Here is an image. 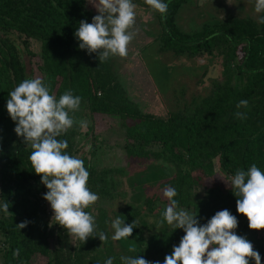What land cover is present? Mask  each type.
Segmentation results:
<instances>
[{
	"label": "trees",
	"instance_id": "trees-1",
	"mask_svg": "<svg viewBox=\"0 0 264 264\" xmlns=\"http://www.w3.org/2000/svg\"><path fill=\"white\" fill-rule=\"evenodd\" d=\"M185 1L164 0L168 4L166 18L154 14L158 51L180 57L179 66L188 68L176 88H170L165 102L159 97L164 116H154L141 112L128 98L111 58L100 63L95 53L79 49L74 37L79 22L91 23L98 14L85 7V0H0V204L7 202L10 213L0 209V264H30L35 257L50 264H104L115 257L114 264H120L121 255H143L153 264H163L184 235L181 229L160 224L168 203L160 198L165 185L177 190L179 207L197 213L201 224L217 211L228 209L238 220L237 235L252 242L264 264V230H249L246 217L236 211V197L228 186L205 184L216 173L215 165L227 184L237 169L247 170L253 163L264 171V25L256 19L229 16L184 32L175 21ZM31 43L38 44L37 54L30 50ZM23 54L29 61L33 59L32 70H27ZM196 56L219 58L221 76L198 93L195 80L197 75L203 79L208 68L181 63ZM38 77L51 84L50 94L57 98L66 89L82 98L79 111L70 115L88 121L86 131L80 133V127L74 126L58 139L67 140L66 151L83 160L91 191L111 198L114 177L123 174L119 168L98 170L91 163L94 116L107 118L102 137L122 150L129 164L145 168L143 172L162 169L166 173L162 181L150 185L153 192L140 205L114 211L98 208L91 214L96 231L107 234L106 241L75 238L71 244L64 228L56 222L48 226L42 198L47 189L33 172L28 159L31 149L16 136L5 107L8 92L22 80ZM154 91L158 92L155 87ZM240 100H247L248 108L237 109ZM237 111L246 112L247 118H235ZM88 136V145L79 154L77 139ZM149 160L157 164L155 169ZM142 174L138 176L141 187ZM116 215L123 216L125 224L135 221L127 242L136 252L115 248L110 229ZM25 220L28 225L19 230L16 226ZM144 226L153 230L146 238L142 237ZM17 248L19 256L14 257ZM250 264L254 262L250 260Z\"/></svg>",
	"mask_w": 264,
	"mask_h": 264
},
{
	"label": "clouds",
	"instance_id": "clouds-1",
	"mask_svg": "<svg viewBox=\"0 0 264 264\" xmlns=\"http://www.w3.org/2000/svg\"><path fill=\"white\" fill-rule=\"evenodd\" d=\"M144 3L163 18H166L168 4L164 0H144ZM98 13L91 23L79 22L74 32L80 50L89 55L95 53L100 63L110 57H126L128 46L134 40L139 28L136 25L137 4L133 0H92ZM254 13L258 24L264 25V0H254ZM51 93V84L42 78L24 79L8 92L6 111L14 122V132L31 149L28 157L33 172L40 176V183L47 189L43 195L52 212V221L64 228L70 236L85 242L90 237L106 241L104 232H97L95 217L85 209L99 199L97 193L87 187L89 171L82 159L70 155L66 149L68 141L58 139L69 129L79 126L85 129L86 120H76L73 115L79 111L82 98L66 89L57 98ZM247 100H240L237 109L248 108ZM235 118L244 120L247 113L237 111ZM167 167V165H165ZM227 185L236 197V211L246 217L249 230H264V171L255 163L247 170L237 169L229 177ZM168 203L160 224L181 229L184 235L174 245L171 254L165 256L163 264H261V255L246 237L237 235L236 216L228 209L217 211L201 224L197 213L179 207L175 199L177 190L169 185L161 188ZM9 204H0L8 212ZM10 214V213H9ZM25 220L16 227L20 230L28 225ZM113 241H120L132 235L135 221L125 224V218L116 215L111 220ZM20 249L13 252L19 256ZM128 252H136L129 246ZM115 257H109L104 264H114ZM120 264H153L143 255H121ZM154 264H160L159 261Z\"/></svg>",
	"mask_w": 264,
	"mask_h": 264
},
{
	"label": "rangeland",
	"instance_id": "rangeland-1",
	"mask_svg": "<svg viewBox=\"0 0 264 264\" xmlns=\"http://www.w3.org/2000/svg\"><path fill=\"white\" fill-rule=\"evenodd\" d=\"M137 4L136 8V25L139 28L134 40L128 46V55L126 57H110L114 61V69L119 82L124 88L128 98L138 106V109L147 114L154 116H164L161 100L170 96L167 94L171 87L179 84V79L187 75L188 68L180 67V57L176 58L171 53L159 52V42L156 38L158 28L154 17L155 11L150 6L145 5L144 0H133ZM92 0H85V7L93 13H97L96 9L91 4ZM254 0H187L179 8L176 16V25L180 30L192 31L200 28L204 23L212 22L216 19H223L229 16L256 19V14L253 10ZM38 44L31 43L30 50L37 54ZM27 70H32V62L23 54ZM183 66H191L193 64L199 67L203 66L207 69V74L203 79H199L197 75L196 82L199 85L195 88V93L206 89L212 79H220V60L219 58H212L205 56H196L193 60L181 61ZM200 80V81H199ZM154 87L158 92L154 91ZM107 118H100L99 116L93 117V130L92 135L94 140V154L91 163L99 170L101 168H119L123 170L122 175L114 177L115 186L112 191L111 198H101L87 208L91 214L95 215L96 209L102 208L107 211L118 210L126 205L138 206L143 199L149 196L152 191V186L166 177L165 171L152 170L143 172L145 168L136 167L134 164H129L122 150L111 145V142H106V137L103 136V130L108 126ZM115 126V123H111ZM86 131L80 128V133ZM79 154L83 153L89 142L88 137L78 138ZM152 163L151 167L155 169L156 163ZM216 173L205 184L213 182L218 188L227 187V180L225 176L218 172L217 165H215ZM142 174L141 183L143 186L138 185V176ZM136 186L139 187L135 188ZM140 187L142 192L140 193ZM200 194V193H199ZM195 195V194H194ZM197 196V195H196ZM200 196V195H199ZM160 198L165 199L160 195ZM46 213L48 226L55 225L52 221L53 212L46 202ZM158 221L157 216L154 218ZM146 222L150 221L146 218ZM159 226H157L158 229ZM154 227V231H155ZM111 230V236L113 229ZM142 237L146 238L148 227L142 228ZM70 243L72 244L75 237L70 236ZM127 238L120 241H113L117 250L129 248ZM50 247L53 248L54 244L50 242ZM1 262V261H0ZM30 264H50L46 263V259L42 257H35L31 259Z\"/></svg>",
	"mask_w": 264,
	"mask_h": 264
}]
</instances>
